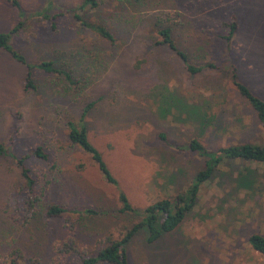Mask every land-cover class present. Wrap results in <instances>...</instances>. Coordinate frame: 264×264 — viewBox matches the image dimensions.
Returning a JSON list of instances; mask_svg holds the SVG:
<instances>
[{
	"label": "rangeland",
	"instance_id": "obj_1",
	"mask_svg": "<svg viewBox=\"0 0 264 264\" xmlns=\"http://www.w3.org/2000/svg\"><path fill=\"white\" fill-rule=\"evenodd\" d=\"M10 1L0 0V33L18 26L8 43L23 63L0 50V144L28 156L34 184L28 192L16 162L0 157V264H78L74 249L93 256L140 220L120 212L116 189L67 140L65 123H77L85 106L87 139L136 210L173 201L203 168L183 149L190 139L212 152L264 145L263 129L232 84L234 74L264 101V0H96L81 9L83 0H15L19 9ZM73 15L103 26L113 41ZM232 19L236 30L225 41ZM157 21L199 71L188 73L173 52L154 46ZM168 93L174 99L162 116L159 96ZM37 148L45 160L30 155ZM246 174L245 187L238 178ZM50 205L93 213L46 219ZM254 234L264 236V165L224 163L175 230L148 243L141 229L128 241L127 264H264L248 244Z\"/></svg>",
	"mask_w": 264,
	"mask_h": 264
},
{
	"label": "trees",
	"instance_id": "obj_2",
	"mask_svg": "<svg viewBox=\"0 0 264 264\" xmlns=\"http://www.w3.org/2000/svg\"><path fill=\"white\" fill-rule=\"evenodd\" d=\"M10 5L15 7V9H19L18 3L15 0L10 1ZM96 5V0H83L79 8L81 9L86 6L94 8ZM43 15L44 18H47L45 14ZM73 17L80 23L81 26L90 29L102 40H105L109 43L113 41L111 34L103 26L82 22L76 15H73ZM158 21L156 22V27L158 28L157 34L159 40L154 43V46H164L169 51L173 52V54L184 64L188 73L194 74L199 71L200 69H196L187 63L185 55L181 51H178L171 41L169 29L164 27L161 22ZM20 24L21 22H18L17 25ZM17 27L18 26H16L9 33H0V50L7 52L16 61L23 63V59L14 50H12L8 43L11 33L15 32ZM226 27L227 32L226 35L223 36V39L225 41H229L236 30V23L234 19H232L231 22L226 25ZM205 66L207 68H215V66L212 64H207ZM27 68L30 69L29 66ZM37 68L46 73L53 72L49 63H41L37 66ZM64 78L68 83H72L68 74H65ZM24 82L25 87L32 88L31 79L28 73L25 76ZM232 84L235 87L238 95L254 112L260 127L264 131V101L251 93L242 83L238 82L235 79L234 74L232 75ZM172 98L174 99V96L170 93L167 95L160 94V100H158L157 107L158 113L160 115L163 116L167 113H162V110L169 109V105L167 103ZM89 107L90 105L85 106L82 109L81 117L77 123H73L71 121H67L65 123L67 129V140L70 145L78 147L83 153L88 155L91 161L95 164L103 180L116 189L117 199L120 204V212L132 213L136 216H139L140 220L130 229H128L120 239L107 240L106 245L99 249L93 256L83 255L81 252L74 249V252L79 258L78 264H127L125 245L128 243V241L141 229L146 232V240L148 243L155 241L163 234H167L175 230L182 222L184 217L191 211L200 186L211 178L215 167L217 168L219 165L229 162H243L264 165L263 144L240 143L226 147H220L217 148L216 151L212 152L206 150L196 139L192 138L189 140L188 144L183 147V149L199 156L203 160L204 166L193 176L186 190L183 193L178 194L171 202L168 200H160L146 206L141 210H136L130 206L125 194L118 188L116 180L109 172L106 164L102 160L100 153L87 139L86 130L84 124H82V119L86 111L89 110ZM191 109V112L194 115H200V112H197V108L191 107ZM158 138L160 141L165 143L164 136L162 134H160ZM30 155L37 159H46V155L39 148L32 151ZM0 157H11L16 162L19 168L20 177L23 181V187L28 192H32L34 181L30 176L29 169L24 164L28 156L16 157L2 144H0ZM247 178L248 175L246 174V176H240L238 180L241 184H244V186H248L250 181ZM27 209L33 210V201L28 203ZM74 213L91 214L93 211L86 209L77 210L73 208L65 209L57 205H50L44 209L43 215L46 219H50L59 218L65 214ZM248 244L252 250L264 257V236L258 234L251 235L248 238Z\"/></svg>",
	"mask_w": 264,
	"mask_h": 264
}]
</instances>
